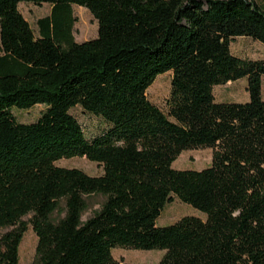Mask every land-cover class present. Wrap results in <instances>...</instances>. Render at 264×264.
Here are the masks:
<instances>
[{
    "label": "trees",
    "instance_id": "1",
    "mask_svg": "<svg viewBox=\"0 0 264 264\" xmlns=\"http://www.w3.org/2000/svg\"><path fill=\"white\" fill-rule=\"evenodd\" d=\"M20 3L49 4L36 38ZM71 5L97 37H72ZM264 47V8L251 0H0V264H19L31 215L32 264H129L115 248L160 250L156 264H264V54L241 59L229 42ZM170 73L165 112L146 89ZM245 79L247 101L212 89ZM45 106L36 122L13 110ZM106 125L87 139L70 111ZM210 149L201 170H174L183 151ZM85 157L89 176L58 167ZM102 196L82 221L87 198ZM177 200L203 215L156 226ZM63 216L57 220L54 213Z\"/></svg>",
    "mask_w": 264,
    "mask_h": 264
},
{
    "label": "rangeland",
    "instance_id": "2",
    "mask_svg": "<svg viewBox=\"0 0 264 264\" xmlns=\"http://www.w3.org/2000/svg\"><path fill=\"white\" fill-rule=\"evenodd\" d=\"M264 8V0H251ZM18 9L24 19L29 23L34 36L39 37L37 20L50 15L51 6L42 4L40 6L31 3H21ZM71 14L73 19L72 37L75 42L82 43L97 37V22L85 8L71 5ZM229 52L231 55L249 60H259L264 54V47L249 38L237 37L230 40ZM1 54V46H0ZM170 73L166 72L154 78L151 85L145 91V97L149 103L156 106L160 111L165 112V102L169 95ZM245 79H240L234 82H227L223 85L213 87L212 95L215 102H246L248 97L245 92ZM261 98L264 99V80L260 87ZM45 106L36 105L28 110H13L17 122L30 124L37 121L40 115L44 112ZM78 123L82 126L84 135L87 139H92L100 135L106 128L104 122L89 113L84 112L81 108L76 107L70 111ZM211 150L195 149L181 152L176 159L171 163V168L174 170H201L207 167L210 163ZM58 167L76 168L83 171L89 176H99L102 174V167L96 163L88 161L85 157H74L70 159H62L55 163ZM102 196H92L87 198V208L82 214V221L89 218L94 211L99 209V205L103 202ZM63 214L54 213L55 220L61 218ZM183 216H194L203 219V215L195 211L191 207L179 203L177 200H172L166 204L160 215L157 217L156 226H167L176 222ZM31 215L22 218L27 226L20 243L19 264H32L35 256V248L37 238L32 231L29 223ZM114 260L123 261L129 264H156L163 255L160 250H131L115 248L111 252Z\"/></svg>",
    "mask_w": 264,
    "mask_h": 264
},
{
    "label": "crops",
    "instance_id": "3",
    "mask_svg": "<svg viewBox=\"0 0 264 264\" xmlns=\"http://www.w3.org/2000/svg\"><path fill=\"white\" fill-rule=\"evenodd\" d=\"M21 4V3H20Z\"/></svg>",
    "mask_w": 264,
    "mask_h": 264
}]
</instances>
